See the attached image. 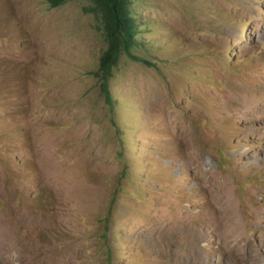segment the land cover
<instances>
[{"label": "rangeland", "instance_id": "374dc122", "mask_svg": "<svg viewBox=\"0 0 264 264\" xmlns=\"http://www.w3.org/2000/svg\"><path fill=\"white\" fill-rule=\"evenodd\" d=\"M86 3L0 0V264H264V0H132L111 103Z\"/></svg>", "mask_w": 264, "mask_h": 264}, {"label": "trees", "instance_id": "16d2710c", "mask_svg": "<svg viewBox=\"0 0 264 264\" xmlns=\"http://www.w3.org/2000/svg\"><path fill=\"white\" fill-rule=\"evenodd\" d=\"M67 0H46L57 6ZM85 11L92 13L94 26L100 30L104 47L100 51L96 75L101 90L111 103L108 80L121 53L136 56L133 49L139 45L140 20L132 7V0H86Z\"/></svg>", "mask_w": 264, "mask_h": 264}, {"label": "bare ground", "instance_id": "6f19581e", "mask_svg": "<svg viewBox=\"0 0 264 264\" xmlns=\"http://www.w3.org/2000/svg\"><path fill=\"white\" fill-rule=\"evenodd\" d=\"M233 228H234V226L232 225L231 228H230V234H231V236H233V234H232V233H233V232H232V231H233ZM229 237H230V236H229ZM251 246H252V245H246V246H244V248H245V250H246L247 247H251ZM244 248H243V249H244ZM194 262H195V264H206V263H203V262H202V257H201V256H196Z\"/></svg>", "mask_w": 264, "mask_h": 264}]
</instances>
